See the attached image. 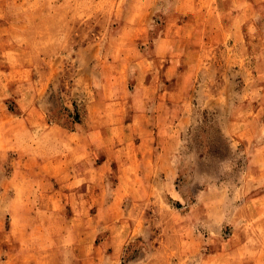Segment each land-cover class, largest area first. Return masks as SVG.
Wrapping results in <instances>:
<instances>
[{"label": "rangeland", "instance_id": "374dc122", "mask_svg": "<svg viewBox=\"0 0 264 264\" xmlns=\"http://www.w3.org/2000/svg\"><path fill=\"white\" fill-rule=\"evenodd\" d=\"M0 264H264V0H0Z\"/></svg>", "mask_w": 264, "mask_h": 264}]
</instances>
